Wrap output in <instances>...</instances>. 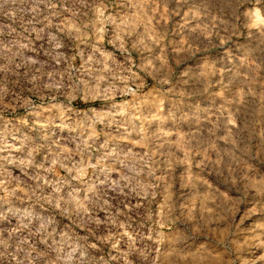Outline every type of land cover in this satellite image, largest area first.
Instances as JSON below:
<instances>
[{"label":"rangeland","instance_id":"1","mask_svg":"<svg viewBox=\"0 0 264 264\" xmlns=\"http://www.w3.org/2000/svg\"><path fill=\"white\" fill-rule=\"evenodd\" d=\"M0 264H264V0H0Z\"/></svg>","mask_w":264,"mask_h":264}]
</instances>
